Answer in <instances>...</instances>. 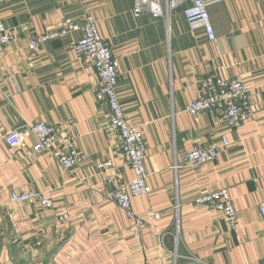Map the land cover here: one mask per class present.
Segmentation results:
<instances>
[{
    "label": "crops",
    "instance_id": "1",
    "mask_svg": "<svg viewBox=\"0 0 264 264\" xmlns=\"http://www.w3.org/2000/svg\"><path fill=\"white\" fill-rule=\"evenodd\" d=\"M216 39L190 28L185 4L169 19L134 16L132 0H13L0 6L12 40L0 60V264H264V0H204ZM91 15L118 62L116 93L125 116L146 143V197L132 198L142 219L134 225L109 196L133 178L96 99L99 80L71 41L28 43L66 19ZM208 76L239 78L249 89L253 116L227 128L218 113L188 114ZM43 121L76 131L87 159L64 169L48 152L33 153L27 137L13 153L4 136ZM228 141L216 159L189 166L192 147ZM110 162L109 171L97 164ZM177 163L176 170L173 169ZM107 178L110 181H107ZM224 188L236 210L231 230L222 215L194 200ZM9 190L36 191L52 201L10 204ZM160 213L158 220L149 219ZM68 215L62 221L59 216Z\"/></svg>",
    "mask_w": 264,
    "mask_h": 264
},
{
    "label": "built area",
    "instance_id": "2",
    "mask_svg": "<svg viewBox=\"0 0 264 264\" xmlns=\"http://www.w3.org/2000/svg\"><path fill=\"white\" fill-rule=\"evenodd\" d=\"M13 0H0V6ZM132 14L142 16L148 14L153 18L169 19L171 10L185 4L184 17L190 28L201 26L208 41H215L216 35L210 23L204 0H132ZM81 33L78 39L71 41V49L79 59H84L95 71L99 85L95 96L104 101L109 108L108 124L116 138L119 151L126 158L133 178L125 187H116L109 191V196L122 209L128 219L136 226L142 219L132 209V198L146 197L150 193L147 184L149 176L146 167V143L138 125L129 120L119 103L116 93L118 83V62L113 57L110 47L102 39L96 20L91 15H84L81 23L66 19L60 24L48 27L42 34L33 37L28 43V59L37 56L40 44L59 37ZM12 40L11 32L0 20V60L5 49ZM1 80V73H0ZM185 110L192 116L203 113L220 114L227 128H237L252 118L251 98L249 89L239 78L223 79L218 76H208L201 82L198 96L193 99ZM27 137H32L31 151L33 153L48 152L64 169H71L87 159L76 146V131H69L66 126H56L43 121L28 124L21 129H12L4 136V141L13 153L23 145ZM228 141L221 136L220 142H210L206 146H194L183 155V160L189 166H200L216 159L220 147H227ZM177 163L173 169L176 170ZM100 171H109L110 162L97 164ZM109 182L110 179L107 178ZM7 199L10 204L34 203L44 209L52 208V201L43 193L36 191L15 192L9 190ZM197 205H205L220 213L231 230L237 227V210L224 188L205 192L194 200ZM260 220L264 223V202L257 205ZM1 213V211H0ZM160 213H152L149 219H160ZM60 220H68L67 214L59 216ZM1 236V230H0Z\"/></svg>",
    "mask_w": 264,
    "mask_h": 264
}]
</instances>
